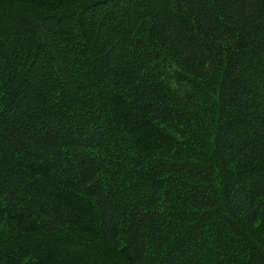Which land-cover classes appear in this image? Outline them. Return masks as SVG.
<instances>
[{
  "label": "trees",
  "instance_id": "trees-1",
  "mask_svg": "<svg viewBox=\"0 0 264 264\" xmlns=\"http://www.w3.org/2000/svg\"><path fill=\"white\" fill-rule=\"evenodd\" d=\"M0 264H264V0H0Z\"/></svg>",
  "mask_w": 264,
  "mask_h": 264
}]
</instances>
